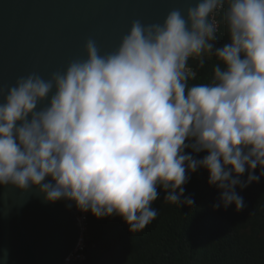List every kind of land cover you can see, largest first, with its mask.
I'll return each instance as SVG.
<instances>
[{
  "label": "clouds",
  "instance_id": "obj_1",
  "mask_svg": "<svg viewBox=\"0 0 264 264\" xmlns=\"http://www.w3.org/2000/svg\"><path fill=\"white\" fill-rule=\"evenodd\" d=\"M85 51L66 70L0 89V185L118 215L139 233L158 216V189L192 207L184 185L205 169L220 191L214 209L243 210L237 187L264 177V0H196L186 15L133 21L111 53L92 38ZM212 58L210 81L190 86L189 61L203 69Z\"/></svg>",
  "mask_w": 264,
  "mask_h": 264
},
{
  "label": "water",
  "instance_id": "obj_2",
  "mask_svg": "<svg viewBox=\"0 0 264 264\" xmlns=\"http://www.w3.org/2000/svg\"><path fill=\"white\" fill-rule=\"evenodd\" d=\"M196 0H0V89L18 78L66 70L86 59L85 44L115 51L135 20L162 23L173 9L186 15ZM47 102H42L40 107ZM74 202L46 201L39 189L0 185V264H64L83 226ZM7 252V260L4 254Z\"/></svg>",
  "mask_w": 264,
  "mask_h": 264
},
{
  "label": "trees",
  "instance_id": "obj_3",
  "mask_svg": "<svg viewBox=\"0 0 264 264\" xmlns=\"http://www.w3.org/2000/svg\"><path fill=\"white\" fill-rule=\"evenodd\" d=\"M217 19L223 44L229 39L227 27L222 15ZM216 63L212 58L198 69L197 61L190 60L197 75L189 85L208 83ZM208 179L205 169L190 174L184 188L185 196L194 200L192 207L164 202L166 193L158 189L153 203L158 216L143 232L131 233L118 215L98 219L90 212L86 258L80 264H264V177L244 190L237 187L245 203L241 211L234 204L227 210L214 209L220 191Z\"/></svg>",
  "mask_w": 264,
  "mask_h": 264
},
{
  "label": "built area",
  "instance_id": "obj_4",
  "mask_svg": "<svg viewBox=\"0 0 264 264\" xmlns=\"http://www.w3.org/2000/svg\"><path fill=\"white\" fill-rule=\"evenodd\" d=\"M217 19V17H216ZM218 20V19H217ZM192 67V66H191ZM193 68V67H192ZM194 70V68H193ZM90 216V211L85 213L82 211H78V218L83 226L82 237L78 243V245L74 248L72 253L67 257L66 262L64 264H80L86 258V230H87V222Z\"/></svg>",
  "mask_w": 264,
  "mask_h": 264
}]
</instances>
